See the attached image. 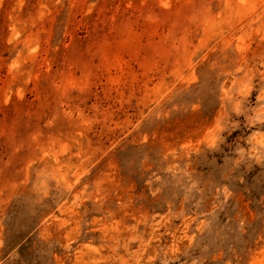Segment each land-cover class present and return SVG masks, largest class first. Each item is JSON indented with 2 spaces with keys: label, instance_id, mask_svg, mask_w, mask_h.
Segmentation results:
<instances>
[{
  "label": "rangeland",
  "instance_id": "374dc122",
  "mask_svg": "<svg viewBox=\"0 0 264 264\" xmlns=\"http://www.w3.org/2000/svg\"><path fill=\"white\" fill-rule=\"evenodd\" d=\"M0 264H264V0H0Z\"/></svg>",
  "mask_w": 264,
  "mask_h": 264
}]
</instances>
